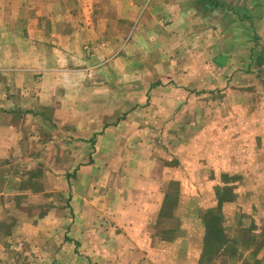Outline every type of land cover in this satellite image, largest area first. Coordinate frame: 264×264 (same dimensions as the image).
Wrapping results in <instances>:
<instances>
[{
    "label": "crops",
    "instance_id": "crops-1",
    "mask_svg": "<svg viewBox=\"0 0 264 264\" xmlns=\"http://www.w3.org/2000/svg\"><path fill=\"white\" fill-rule=\"evenodd\" d=\"M101 5L108 10L106 20L79 14L80 10H100ZM50 6L59 10L55 18L49 14ZM251 27L255 35L248 39ZM117 42H123L119 49ZM86 43L97 56L102 55L104 45L103 56L110 58L108 80L102 85L86 83V74L92 77L103 72L100 64L82 67ZM117 62L123 64L119 68L123 82H131L133 74L143 75L142 85L117 86L116 80H122L115 68ZM257 73L264 75V0H0L1 188L10 182L3 179L5 170H11L8 173L20 181L21 170L29 171L38 160L51 159L46 150L52 142L43 131L55 125L56 133L76 139L73 145L87 142L93 148L87 167L96 168L100 152L94 148L102 145L107 167L124 171L117 172L122 177L117 182L127 199L122 205L117 203L114 213L131 219L137 239L146 235L153 240L152 249L160 250L168 245L166 235H182L177 257L166 264H199L194 253L196 241L190 236L186 241L183 236L201 234L200 245L204 246L206 225L198 232L195 224L188 231L178 223L168 228L165 222L181 219L179 210L187 197L182 198L176 187L210 185L213 179L212 167L206 164L181 166L174 162L182 155H192L184 153V148L196 130L185 122L191 121L194 112L184 117L185 111L197 103H211L214 90L222 91L221 105L229 107L228 111L231 107L244 110L257 98L264 106V77ZM253 74L260 81H253ZM135 106L144 107L142 112L147 114L129 117ZM179 107H183L180 112L169 117ZM255 118L231 117L238 126L252 123L253 127ZM258 119L261 123V117ZM24 120L30 130L21 124ZM209 125L217 131L215 123ZM220 127L221 137L226 138L221 144H227L230 129ZM48 132L51 138L53 133ZM261 134L236 130L233 137L238 144L221 147L222 170L240 172L236 184L264 187ZM137 137L140 139L135 141ZM38 146L46 149L44 154L32 152ZM246 146L258 154L250 162L240 157V149ZM34 173L30 172V177ZM31 190L37 192L33 185ZM18 191H22L20 184ZM253 194L257 203L264 202L261 191L253 189ZM2 195L0 191V200L5 201ZM173 201L174 206L166 205ZM257 210L253 209L258 212L254 217L260 218L264 210L261 206ZM207 217L211 220L213 215ZM141 244L145 249L143 239ZM149 256L146 263L154 264Z\"/></svg>",
    "mask_w": 264,
    "mask_h": 264
},
{
    "label": "rangeland",
    "instance_id": "rangeland-1",
    "mask_svg": "<svg viewBox=\"0 0 264 264\" xmlns=\"http://www.w3.org/2000/svg\"><path fill=\"white\" fill-rule=\"evenodd\" d=\"M55 5L53 4V7ZM53 7L50 6L49 14L51 13L55 18L59 15V10ZM99 8L100 10L96 8L87 11L80 10L79 14L87 13L85 17H96L97 20L100 17L101 20L103 18L106 20L108 18L106 6L101 5ZM105 29L108 33L107 27ZM251 29V32L246 33L248 39L255 35L254 27ZM96 44L102 45L103 43L97 42ZM122 45L123 42H117L116 49ZM85 47H87L84 50L86 61L82 67L87 68L100 64V69L103 71L101 74H92V77L86 74V83L96 86L106 83L108 80L107 62L110 58L103 56L104 45L100 50L102 55L98 56L92 50V45L86 43ZM121 65L123 64L119 62L116 67L113 64L118 73ZM119 74L121 75L118 76H122V80H116V85L119 87L124 83L140 86L144 81L143 75L133 74L131 82H123L124 74ZM257 75L264 77L262 73H257ZM252 77L253 81H260L255 74ZM221 92V90L213 91V94H216L211 103H197L192 105L190 110L186 108L184 117H190V111L194 114L190 118L191 121L184 118L185 123L190 124L191 128L196 130V135L189 139V145L184 148V153L190 151L192 155H182L181 159H176L174 162L180 163L181 166L193 163L206 164L212 167L210 172H212L213 179L210 185L176 187V190H180L181 197L187 198L181 203V210H179L181 219H176L175 223L172 219H167L166 227L169 228L178 223L179 226L187 227L188 230L191 224H195L199 232L206 224L210 225L211 220L207 215L212 214L213 217L219 218V226L213 231L214 242L211 245L209 242L207 247H204L206 242L204 246L200 245L201 234L183 236L186 241L189 236L192 241H196L194 253L199 259V264H264V213L260 218L258 216L255 218L258 212L253 211L259 206L264 210L263 199L261 203H257V195L253 194V189L264 194V187L236 184V177L240 172L222 170L225 163L222 161V164L220 154L221 147L231 148V145L238 144L233 137L236 130L242 133L246 131L248 135L254 130L260 131L264 137V106L257 98L254 105L247 106L244 110L237 111L236 107H231L228 111L229 107L221 105ZM180 108L183 107L177 108L169 117H175L171 115L178 114ZM143 110L144 107L135 106L129 117H144L147 113L144 112L146 113L144 114ZM231 117H256L255 122L253 121L255 127L252 123L245 125L241 123L238 126ZM257 117H261V123ZM225 120L228 121L227 125L224 124ZM212 122L215 123L217 131L215 127H210L209 124ZM21 124L26 130H30L27 120L21 121ZM221 125L230 129L227 144H221L223 140H226L221 137L219 131ZM71 126L72 124H68L69 128ZM56 127L48 125L43 131L52 142L51 147L48 150L45 149L50 160L46 162L38 160L35 168L29 171L21 170L20 181L8 173L12 172L11 170H5L4 176L6 177L3 179L7 181L9 179L10 182L3 188L0 184L2 199L5 200H0V264H150V262L146 263L149 255L154 264H161L160 260L166 264V260L177 257L182 235L177 238H169L166 235L164 242L168 245H164L165 249L161 247L160 250L155 248L154 250L152 249V238L147 239L146 235L140 234L141 240L137 239L138 232L135 230L138 227H135V232H132L131 219L116 216L115 207L118 202L122 205L127 199V194L121 192L123 186H119L117 182L119 178H122L117 175V172L122 170H110L107 167L109 162H107L106 154L102 153L103 146L99 145L94 148L100 152L96 156V168L87 167V157L92 153L93 148H90L87 142L85 145H73L76 139L66 138L60 132L56 133ZM48 129L53 133L51 138L49 132L48 135L46 134ZM137 139L140 137H137L135 141ZM261 140L264 144V138ZM127 145L133 144L128 142ZM45 150L42 151L38 146L32 152L44 154ZM240 152L242 153L240 157L245 162L252 161L258 155L252 153L250 146L241 148ZM36 155L38 158V154ZM261 158L264 159V154H261ZM77 165L81 167L75 169ZM202 169H204L203 166ZM30 172H35L33 177H30ZM19 184L21 192L18 191ZM32 185L36 193L32 192ZM172 190L173 188L170 189L171 192ZM170 191L168 189V192ZM167 203H170L172 207L175 201L166 202V205ZM138 226L140 227V224ZM220 238L224 239L221 244ZM142 239L145 243L143 246L146 245L145 249H142ZM134 246L139 248L135 249ZM186 254L188 250L184 253V257L187 256Z\"/></svg>",
    "mask_w": 264,
    "mask_h": 264
},
{
    "label": "trees",
    "instance_id": "trees-1",
    "mask_svg": "<svg viewBox=\"0 0 264 264\" xmlns=\"http://www.w3.org/2000/svg\"><path fill=\"white\" fill-rule=\"evenodd\" d=\"M222 202H223V200H222ZM220 203H221V201L219 202V204ZM211 220L212 221H211L210 225L209 224H206L207 233H206V238H205V242H207V243L209 242L210 245L212 244V242H214V234H213V231H214V229L217 228V226H219L218 225L219 218L214 216ZM220 240H219L220 241V244L224 242V239H221L220 238Z\"/></svg>",
    "mask_w": 264,
    "mask_h": 264
}]
</instances>
